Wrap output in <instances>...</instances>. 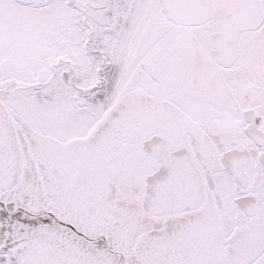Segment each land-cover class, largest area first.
Listing matches in <instances>:
<instances>
[{
	"label": "snow or ice",
	"instance_id": "snow-or-ice-1",
	"mask_svg": "<svg viewBox=\"0 0 264 264\" xmlns=\"http://www.w3.org/2000/svg\"><path fill=\"white\" fill-rule=\"evenodd\" d=\"M0 264H264V0H0Z\"/></svg>",
	"mask_w": 264,
	"mask_h": 264
}]
</instances>
